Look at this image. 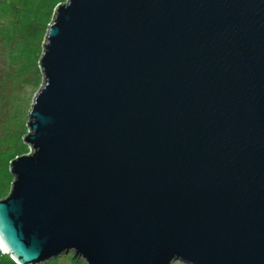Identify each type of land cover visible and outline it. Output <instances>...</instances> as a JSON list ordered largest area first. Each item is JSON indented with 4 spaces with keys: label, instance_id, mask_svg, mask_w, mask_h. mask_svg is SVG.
<instances>
[{
    "label": "water",
    "instance_id": "water-1",
    "mask_svg": "<svg viewBox=\"0 0 264 264\" xmlns=\"http://www.w3.org/2000/svg\"><path fill=\"white\" fill-rule=\"evenodd\" d=\"M39 67L16 264H264V0H68Z\"/></svg>",
    "mask_w": 264,
    "mask_h": 264
},
{
    "label": "rangeland",
    "instance_id": "rangeland-1",
    "mask_svg": "<svg viewBox=\"0 0 264 264\" xmlns=\"http://www.w3.org/2000/svg\"><path fill=\"white\" fill-rule=\"evenodd\" d=\"M68 0H0V200L11 191L10 164L29 153L24 138L43 75L39 61L55 9ZM0 248V264H14ZM45 264H86L73 254ZM173 264H184L174 262Z\"/></svg>",
    "mask_w": 264,
    "mask_h": 264
},
{
    "label": "trees",
    "instance_id": "trees-1",
    "mask_svg": "<svg viewBox=\"0 0 264 264\" xmlns=\"http://www.w3.org/2000/svg\"><path fill=\"white\" fill-rule=\"evenodd\" d=\"M2 255H6V254H2ZM8 256V255H7ZM12 260V259H11ZM12 262L14 263V264H16L13 260H12Z\"/></svg>",
    "mask_w": 264,
    "mask_h": 264
},
{
    "label": "clouds",
    "instance_id": "clouds-1",
    "mask_svg": "<svg viewBox=\"0 0 264 264\" xmlns=\"http://www.w3.org/2000/svg\"><path fill=\"white\" fill-rule=\"evenodd\" d=\"M1 248V247H0ZM2 249V248H1ZM2 251H3V249H2ZM4 252V251H3ZM4 254H5V252H4ZM7 255V254H6Z\"/></svg>",
    "mask_w": 264,
    "mask_h": 264
}]
</instances>
